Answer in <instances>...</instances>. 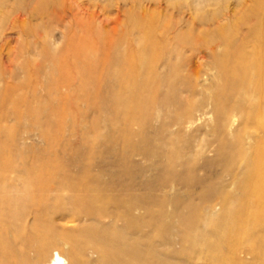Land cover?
Listing matches in <instances>:
<instances>
[{"label":"rangeland","instance_id":"obj_1","mask_svg":"<svg viewBox=\"0 0 264 264\" xmlns=\"http://www.w3.org/2000/svg\"><path fill=\"white\" fill-rule=\"evenodd\" d=\"M260 18L264 0H0V159L49 166L70 182L42 207L130 225L156 259L211 241L216 264H264Z\"/></svg>","mask_w":264,"mask_h":264},{"label":"bare ground","instance_id":"obj_2","mask_svg":"<svg viewBox=\"0 0 264 264\" xmlns=\"http://www.w3.org/2000/svg\"><path fill=\"white\" fill-rule=\"evenodd\" d=\"M245 25L247 36H260L264 44V18L253 25L246 20ZM69 182L52 178L49 166L22 165L15 160L0 159V243L7 241L9 244L6 250L0 246L2 264H83L90 248L97 260H87L84 264H175L153 256V247L147 240L149 234L144 236L147 239H142L143 247L140 248V240L129 235L130 225L115 232L113 237H107L80 226L104 218L100 214L89 211L74 213L68 218L64 210L58 209L52 215L48 207H42L50 194L68 188ZM32 203L35 208L30 210L27 206ZM55 218L63 223L57 224ZM205 230L200 225L186 226L181 233L182 248L201 251ZM208 245L209 253L199 252L184 264H216L215 244L210 241ZM60 246L70 249L61 253ZM33 253L37 255L35 262L31 261Z\"/></svg>","mask_w":264,"mask_h":264}]
</instances>
